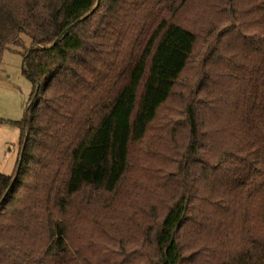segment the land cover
I'll return each mask as SVG.
<instances>
[{"label":"trees","instance_id":"obj_1","mask_svg":"<svg viewBox=\"0 0 264 264\" xmlns=\"http://www.w3.org/2000/svg\"><path fill=\"white\" fill-rule=\"evenodd\" d=\"M16 47L0 264H264V0H0Z\"/></svg>","mask_w":264,"mask_h":264},{"label":"rangeland","instance_id":"obj_2","mask_svg":"<svg viewBox=\"0 0 264 264\" xmlns=\"http://www.w3.org/2000/svg\"><path fill=\"white\" fill-rule=\"evenodd\" d=\"M31 92L22 48L6 49L0 62V172L6 175H11L19 163L21 124Z\"/></svg>","mask_w":264,"mask_h":264},{"label":"water","instance_id":"obj_3","mask_svg":"<svg viewBox=\"0 0 264 264\" xmlns=\"http://www.w3.org/2000/svg\"><path fill=\"white\" fill-rule=\"evenodd\" d=\"M19 166V165H18ZM16 175H17V172L15 173V175H14V178L13 179H15L16 178Z\"/></svg>","mask_w":264,"mask_h":264}]
</instances>
